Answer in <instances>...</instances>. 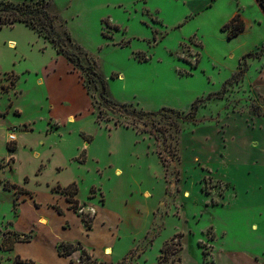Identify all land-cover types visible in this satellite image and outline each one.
I'll use <instances>...</instances> for the list:
<instances>
[{
  "label": "rangeland",
  "instance_id": "1",
  "mask_svg": "<svg viewBox=\"0 0 264 264\" xmlns=\"http://www.w3.org/2000/svg\"><path fill=\"white\" fill-rule=\"evenodd\" d=\"M6 3L48 5L63 49L79 61L24 24L0 28V113L8 111L0 117V264L16 256L84 264L81 251L59 258L57 241L80 242L102 264H251L248 253L264 244V208L250 216L232 185L263 198L264 54L243 59L264 48L256 1L0 0V7ZM235 14L245 29L228 39L224 27ZM104 97L136 112L182 116L203 102L193 123L171 112L128 117ZM24 126L32 131L9 152L3 133ZM26 176L40 204L52 186L75 183L80 209L59 216L44 205L14 207L2 182ZM80 213L93 217L91 233ZM28 230L31 243L1 249L4 236Z\"/></svg>",
  "mask_w": 264,
  "mask_h": 264
},
{
  "label": "trees",
  "instance_id": "2",
  "mask_svg": "<svg viewBox=\"0 0 264 264\" xmlns=\"http://www.w3.org/2000/svg\"><path fill=\"white\" fill-rule=\"evenodd\" d=\"M262 11L264 12V0H256ZM48 5H29V4H23L19 6H14L10 3L4 4L2 7H0V28L4 26H11L15 23H21L24 24L26 27H28L31 30H36L39 33H43L44 37L49 38L54 46H56V53L57 54H63L66 56L67 60L70 63H73V61H76L78 63V57L75 55L65 51L63 49L62 44V38L60 35L56 32L54 28V20L53 17L49 14ZM245 29L244 21L241 19L239 14H235L229 22L225 25L224 30L228 32V39H232L236 36H238L241 32H243ZM67 40H70V37H66ZM264 54V48L257 53H248L243 57L244 60L246 59H256L260 58ZM86 71H88L92 76L96 77L98 81L100 82L103 92H105V83L104 81L97 76L95 71L93 70V67L89 65L86 68ZM240 75H237L234 77V79H231L232 81H229V84L233 81H237L238 78H240ZM104 101L108 106L118 108L120 112L127 115L128 117L133 116L135 118H141V117H152L160 114L161 112H171L175 114V116L180 119L182 122H193L192 117L195 115L196 107L198 104L202 103L203 100L196 101L191 109L192 111L184 116H182L178 111H174L172 109L168 108H162L159 111L156 112H144V111H134V110H128L127 107L124 104H117L114 103L112 100L107 99L104 97ZM125 122V121H124ZM195 123V122H193ZM126 127L129 126V123H124ZM87 143L91 142V138H87L85 140ZM15 149V145H9V150L13 151ZM84 152V151H83ZM83 154V153H81ZM16 193L17 200L19 191L21 190L16 185L11 186ZM53 191L61 196H63L68 203V209L72 210L73 212H78L80 209L79 201L76 199V196L78 194V188L75 183H71L66 187H60L57 186L53 189ZM16 204V203H15ZM14 204V205H15ZM57 211V214L62 216L63 211L59 207H54ZM81 222L83 223V226L86 231H89L92 228V221L93 217H90L88 214L80 213ZM30 235H25L24 237L20 238L19 236H14L12 238L10 237H3L2 243H1V249L5 252L13 251L14 245L16 243H29L30 242ZM57 255L62 258H67L71 256L73 253L77 251H81L82 255L85 258L84 264H102L98 263L95 260H91L90 256L87 254L86 250L82 247V245L77 243H68V242H60L56 246ZM24 261L20 260L19 256H16L13 264H21ZM25 264H35L31 260H27L24 262Z\"/></svg>",
  "mask_w": 264,
  "mask_h": 264
},
{
  "label": "crops",
  "instance_id": "3",
  "mask_svg": "<svg viewBox=\"0 0 264 264\" xmlns=\"http://www.w3.org/2000/svg\"><path fill=\"white\" fill-rule=\"evenodd\" d=\"M256 1V0H255ZM257 3V2H256ZM258 4V3H257ZM260 7V6H259ZM261 9V8H260ZM262 10V9H261ZM263 12V11H262ZM264 14V12H263ZM11 103L9 105V107L11 108ZM15 114H18V112L15 110L13 111ZM8 111L6 112H2L0 113V117H4L5 115H7ZM2 115V116H1ZM71 119V117L69 118ZM26 127L28 126H24V127H19V128H16V127H12L10 130L6 129V131L3 133V142L4 144H6V147H7V150L9 152H14L16 151L17 149V144H18V141H20V143L23 145L24 143V140H21V137H25V134H28L30 131H32V129L29 127V129L27 130ZM213 132L215 133L216 130L214 128H212ZM18 132V134H17ZM217 133V132H216ZM9 134H13L14 137H15V142H8V139H9ZM24 134V135H22ZM198 135L204 137V141H208L209 138H207V133L205 134H201V133H197ZM218 134V133H217ZM20 139V140H19ZM10 143H13L15 145V149L13 151L9 150V145ZM88 144H84L83 147H87ZM27 147V145L25 146ZM32 148H30L31 150ZM88 149V148H87ZM3 160V159H2ZM1 160V161H2ZM11 161L12 159L10 158L9 161L6 162L5 166L3 167L8 169V168H11ZM42 167V166H41ZM2 169V168H0ZM1 182V181H0ZM30 183V179L29 177H24L23 178V182L22 184H16V183H9L8 181L6 182H2V189L3 190H6V189H11L12 192H13V196L16 198V193H15V190L11 187L12 185H16L17 187H19L21 189V192L19 193L18 195V198H17V203L14 205V207L16 206H20V208H23V207H28L30 208L31 210L33 211H39L38 209L43 207L44 206H47L49 208H52L54 210V212L57 214V211L54 207H59L62 211L64 210L65 213L66 212H69L70 210L66 209V205H67V202L65 199H62L60 198L59 194L55 193L53 191L54 188H56L57 186L59 185H56V186H52L50 188V191L51 193L53 194V196L48 200V202L46 203H38V200L36 199L37 197V194L35 193L36 191L31 187V185L29 184ZM71 184V183H70ZM8 186V187H6ZM68 186V185H67ZM234 186L235 188V199H237L238 197L241 199L242 197L243 198H246L248 199L249 202H245L244 204H247L246 206L248 207V210L250 211V216L251 215H254V214H258V215H261V210L262 208H264V193H262V196L263 198L262 199H257L254 194H252V192H244L242 194H239L240 193V190H237V186L236 185H232ZM66 187V186H65ZM59 195V196H58ZM243 204V205H244ZM243 205H235L234 208L236 207L237 210L239 209H243L241 206ZM18 209V208H17ZM17 209H16V212L17 213ZM63 211V215L65 214ZM58 215V214H57ZM62 215V216H63ZM60 216V215H59ZM42 221H46V218H44L43 216H39V218L37 219V224H43ZM254 219H250L249 220V225H250V229H252V231H257V224H255L254 222ZM92 228L90 229V231H88L89 233H91L92 231ZM16 232V231H15ZM16 233L18 234H29L31 233L32 235V230H28V231H17ZM254 234V237H256L257 239L261 238V236L259 237L258 233H253ZM33 238V237H32ZM261 240V239H260ZM259 240V242H260ZM33 241V239L29 242L31 243ZM59 241H57L55 243V249H56V244L58 243ZM60 243V242H59ZM80 243V242H79ZM264 243V242H263ZM23 243H16L14 245V249H16L17 246L21 245ZM81 244V243H80ZM257 246H254L255 250H252L250 251L249 254V259L251 261V264H264V244L263 245H258L256 244ZM84 248V247H83ZM85 249V248H84ZM86 250V249H85ZM57 253V251H56ZM75 253H73L71 256L67 257V258H63V259H66V261L68 260H71V258H73L72 256L74 255ZM219 253H218V258H219ZM58 256V255H57ZM223 256H226V253L223 254ZM222 256V258L224 259V257ZM59 257V256H58ZM262 257V258H260ZM59 258H62V257H59ZM69 262V261H68ZM227 264H229L228 260H227Z\"/></svg>",
  "mask_w": 264,
  "mask_h": 264
},
{
  "label": "built area",
  "instance_id": "4",
  "mask_svg": "<svg viewBox=\"0 0 264 264\" xmlns=\"http://www.w3.org/2000/svg\"><path fill=\"white\" fill-rule=\"evenodd\" d=\"M9 141H10V142L15 141V137H14L13 134H9Z\"/></svg>",
  "mask_w": 264,
  "mask_h": 264
},
{
  "label": "bare ground",
  "instance_id": "5",
  "mask_svg": "<svg viewBox=\"0 0 264 264\" xmlns=\"http://www.w3.org/2000/svg\"><path fill=\"white\" fill-rule=\"evenodd\" d=\"M11 47H13V45H12ZM105 253H106L107 255H110V254H111V250H110L109 248H107V249L105 250Z\"/></svg>",
  "mask_w": 264,
  "mask_h": 264
}]
</instances>
